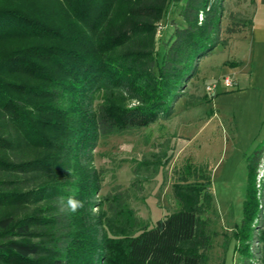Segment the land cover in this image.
<instances>
[{"label": "trees", "instance_id": "obj_1", "mask_svg": "<svg viewBox=\"0 0 264 264\" xmlns=\"http://www.w3.org/2000/svg\"><path fill=\"white\" fill-rule=\"evenodd\" d=\"M210 1L0 0V264H208L206 166L187 160L172 184L180 210L149 229L130 203L169 156L139 160L129 187L101 195L95 150L171 118L200 58L251 23L232 13L221 40L223 6ZM263 153L264 142L247 158L242 264H264Z\"/></svg>", "mask_w": 264, "mask_h": 264}, {"label": "rangeland", "instance_id": "obj_2", "mask_svg": "<svg viewBox=\"0 0 264 264\" xmlns=\"http://www.w3.org/2000/svg\"><path fill=\"white\" fill-rule=\"evenodd\" d=\"M210 3L223 6L221 40L227 38L225 31L232 13L238 18L247 16L251 23L200 58L171 118L136 135H117L101 141L95 150V165L104 171L100 193L104 195L114 183L129 187L135 178L132 165L139 160L169 156L154 179L145 184L142 196L130 203L147 221L149 229L180 210L172 184L187 160L205 165L212 177L210 189L214 194L213 209L207 214L213 231L208 264H242V255L235 252L234 231L242 222L248 191L247 158L264 142V1ZM175 9L174 6L171 10V19L178 18ZM170 25L168 22L161 26L159 39L170 33ZM226 77L232 78L233 86H225ZM211 84L217 86L210 92L207 86Z\"/></svg>", "mask_w": 264, "mask_h": 264}, {"label": "built area", "instance_id": "obj_3", "mask_svg": "<svg viewBox=\"0 0 264 264\" xmlns=\"http://www.w3.org/2000/svg\"><path fill=\"white\" fill-rule=\"evenodd\" d=\"M202 17H203V14L200 15V18H202ZM224 84H225L226 87H231V86L234 85V82H233L232 78L226 77L224 79ZM216 86H217L216 84L208 85L207 86V90L211 92V91H213L216 88ZM261 161H262V163H264V153H263V156L261 158ZM262 163H260L259 166H258L257 178H256L257 179L256 180L257 181V188L259 189V198L261 199V202H262L261 207H263V205H264V199L262 200V195H264L263 194V192H264L263 189L264 188H262V182L264 181V179H263L264 171L263 172L260 171L261 166L263 165Z\"/></svg>", "mask_w": 264, "mask_h": 264}, {"label": "clouds", "instance_id": "obj_4", "mask_svg": "<svg viewBox=\"0 0 264 264\" xmlns=\"http://www.w3.org/2000/svg\"><path fill=\"white\" fill-rule=\"evenodd\" d=\"M66 203L69 211L71 212H76L83 206L82 202L75 198V195L69 196Z\"/></svg>", "mask_w": 264, "mask_h": 264}, {"label": "crops", "instance_id": "obj_5", "mask_svg": "<svg viewBox=\"0 0 264 264\" xmlns=\"http://www.w3.org/2000/svg\"><path fill=\"white\" fill-rule=\"evenodd\" d=\"M264 1V0H263Z\"/></svg>", "mask_w": 264, "mask_h": 264}]
</instances>
